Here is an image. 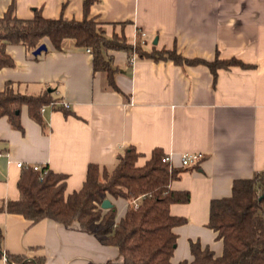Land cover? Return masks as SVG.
Instances as JSON below:
<instances>
[{
	"label": "crops",
	"instance_id": "1",
	"mask_svg": "<svg viewBox=\"0 0 264 264\" xmlns=\"http://www.w3.org/2000/svg\"><path fill=\"white\" fill-rule=\"evenodd\" d=\"M85 0H0V17L15 3L22 19L41 9L46 18L82 20ZM90 16L98 19L107 37L138 38L151 52L176 49L187 59L209 62L236 57L251 68L219 69L154 61L125 51L110 50L117 68L94 71L93 55L74 40L62 51L36 57L23 45H8L15 66L0 69V91L8 82L23 94L52 92L66 110L45 106L44 123L30 117L24 106L15 129L0 118V201L19 200L23 167L40 165L66 174V195L82 189L90 164L113 168L130 147L145 166L154 149L170 157L181 171L173 190L189 191L188 203H174L171 214L186 219L178 235L173 264L191 261V243L199 242L221 256L224 244L208 227L211 203L229 197L236 180L264 171V0H97ZM155 41L157 43L155 44ZM202 153L195 165L182 157ZM109 200L116 221L125 217L129 202ZM3 246L14 255L43 258L45 264L106 263L120 258L119 249L100 242L79 223L65 226L51 219L32 223L19 214L0 212ZM0 264H10L0 259Z\"/></svg>",
	"mask_w": 264,
	"mask_h": 264
},
{
	"label": "trees",
	"instance_id": "2",
	"mask_svg": "<svg viewBox=\"0 0 264 264\" xmlns=\"http://www.w3.org/2000/svg\"><path fill=\"white\" fill-rule=\"evenodd\" d=\"M96 1H84L82 20L63 16L46 18L41 9H35L32 18L22 19L16 15L15 3H12L0 17V69L16 64L7 52L8 45H23L33 55L46 42L53 51H62L64 42L69 39L74 40L77 47L90 50L94 71L108 73L109 84L116 90L114 75L117 68L108 55L110 50L178 65L203 64L215 75L219 69L233 66L251 68L236 57L217 58L213 62L187 59L176 49L154 48L148 52L143 48L141 38L131 44L124 35L116 33L107 37L102 23L90 16V7ZM59 104L52 92L23 94L16 90L14 82H8L0 91V118L7 117L15 129L22 130L20 116L24 106L28 107L32 119L43 124L42 109L45 106L68 111ZM139 157L135 147H130L113 168L90 164L82 189L69 195H66V174L56 173L46 166L40 171L34 170L33 165L23 167L18 184L21 198L0 201V212L22 215L32 223L43 219L65 226L79 223L103 244L119 249V259L99 264H173L178 240L174 229L185 224L186 219L172 215L170 207L174 203H188L192 197L189 191L172 189L171 184L180 177L181 171L163 161L166 154L162 149H154L145 166L137 165ZM110 197L129 202L119 226H115L118 209L114 205L107 210L102 208L104 200ZM208 227L225 243L223 254L216 256L210 247L193 242L194 258L179 264H264V171L252 178L236 180L231 196L212 200ZM3 240L0 231V259H6L10 264H45L43 258L30 260L6 251Z\"/></svg>",
	"mask_w": 264,
	"mask_h": 264
},
{
	"label": "built area",
	"instance_id": "3",
	"mask_svg": "<svg viewBox=\"0 0 264 264\" xmlns=\"http://www.w3.org/2000/svg\"><path fill=\"white\" fill-rule=\"evenodd\" d=\"M88 51H90L88 49ZM66 109H70L71 106L68 103H63L62 104ZM204 158V155L202 153H188L183 155L182 157V164L184 166H190V165H195L198 164L202 159ZM164 162H170V157L166 156L163 159ZM25 165L23 163H19L18 167H24ZM34 166V170L36 171H40L42 166L40 165H33ZM46 171V170H45ZM135 206H138V203L135 202ZM121 225L119 221L115 222V226H119Z\"/></svg>",
	"mask_w": 264,
	"mask_h": 264
},
{
	"label": "water",
	"instance_id": "4",
	"mask_svg": "<svg viewBox=\"0 0 264 264\" xmlns=\"http://www.w3.org/2000/svg\"><path fill=\"white\" fill-rule=\"evenodd\" d=\"M157 43V41H155V44ZM48 51V46L46 43L40 45L34 52L33 55H35L36 57L42 55L44 52ZM113 207L112 202L109 199L104 200V202L102 203V208L103 209H110Z\"/></svg>",
	"mask_w": 264,
	"mask_h": 264
}]
</instances>
